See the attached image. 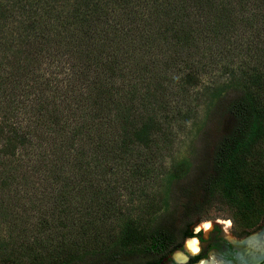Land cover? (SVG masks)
I'll list each match as a JSON object with an SVG mask.
<instances>
[{
	"label": "trees",
	"instance_id": "16d2710c",
	"mask_svg": "<svg viewBox=\"0 0 264 264\" xmlns=\"http://www.w3.org/2000/svg\"><path fill=\"white\" fill-rule=\"evenodd\" d=\"M143 1L0 0V29L1 24L15 26L17 42L12 48L5 43L0 47V52H13L10 57L0 55V88L9 81L13 83L6 89L9 94L2 95L8 108L0 107V192L7 196V206L20 208L19 212H56L54 222L41 223L45 229H69L77 225V217H85V221L87 216L91 230H98L99 220L93 214L106 209L110 219L117 203L114 188L103 192L96 185L99 177L105 179L112 174L105 167L101 170V163H114L115 168L120 166L122 171L142 176L140 167L147 163L143 148L151 147L164 133V122L173 121L167 109L159 116L157 107L161 100L155 99L156 91L165 92L169 86L162 85L161 76L151 84L138 58L150 46L148 39L154 36L152 48L171 51L179 65L188 67L193 62L191 55H180L197 40H211L209 49L213 45L221 49L234 35L259 30L255 23L264 22V0H153L145 8ZM233 1L239 3L237 10ZM248 6L257 13L249 25L234 18L245 16ZM193 14L197 20L192 25L186 20ZM201 14L214 22L210 20V26L206 24L194 31L204 17ZM16 16L23 18L13 24ZM236 20L241 23V30L233 26ZM132 30L138 32L136 41L129 35ZM130 44H135L136 49ZM202 49L206 48L199 44L195 56L201 54L202 60L214 62L216 56H205ZM259 56L264 59V55ZM57 58L64 59L70 67L80 64V68L67 75L66 80L47 78L35 69L45 62L54 64ZM6 65L15 68L7 69L13 72L1 79ZM245 77L237 82L231 80L212 94L210 101L225 109L233 125L217 140L205 164L194 175L190 191L196 192L198 198L189 196V184L181 186L179 191L186 199L182 214L179 215V199L173 211L160 214L153 224L127 223L118 240L102 241L95 236L93 243L103 245L81 249L75 242L65 243L72 233H63L58 252L34 254L29 259L32 264H162L185 237L193 235L190 229L194 218L207 213L217 202L236 205L245 227L251 217L261 215L263 206L258 203L264 205V172H252L245 155L264 134V73L256 68ZM198 78L186 74L179 83L188 90ZM23 80L44 83V89L60 83L52 98H47L46 92L38 89L30 96L29 88L35 89L36 83L28 88L22 85ZM104 124L106 131L102 130ZM178 167L181 171L171 173L169 182L185 181L190 164L183 162ZM43 183L47 185L49 202L54 204L45 208L36 196ZM17 218H8L7 223L14 225ZM83 229L77 234L82 238L87 233Z\"/></svg>",
	"mask_w": 264,
	"mask_h": 264
},
{
	"label": "rangeland",
	"instance_id": "374dc122",
	"mask_svg": "<svg viewBox=\"0 0 264 264\" xmlns=\"http://www.w3.org/2000/svg\"><path fill=\"white\" fill-rule=\"evenodd\" d=\"M149 4L152 5L153 0H144L143 8ZM238 4L237 1L232 2L234 8L238 7ZM8 7L12 8L11 6ZM115 9L118 12L117 8ZM237 9L238 8L235 10ZM243 13L246 15L237 17L234 15V18L241 20L244 24L248 23V25L253 21V14H257L256 9H252L251 6H248L247 10ZM118 15L119 14H114V17ZM195 15L196 14L190 15L191 17L186 21L188 23L191 21L192 25L195 24L194 20H197ZM199 16H204V14ZM22 18L16 16L13 24L22 20ZM100 19L101 21H105L101 17ZM210 20L214 22L213 18L209 19V17L204 16L199 24L195 25V28L192 30L196 31L198 28L206 26V24L210 26ZM263 24L264 22L258 20L255 25L259 30L253 31V29H249L246 33L244 31L239 32L236 36L234 35L235 38H231V41L224 42V46L221 49L218 48V45L217 48L213 45L212 49H209L212 45L211 40L206 39L201 42L197 40L191 47L187 48V52H183L180 55L182 58L191 55V60L195 63L190 61L188 67L184 64L179 65V61L175 60L171 55V51L163 50L160 52L156 47L152 48L151 45L155 44L154 40H152L155 38L154 36L148 39L150 46H148L143 56L141 55V51L138 54V58L144 69L148 72L149 82L152 81L151 84H154L153 79L161 76L162 85L169 86V89H173L172 91L170 90L171 92L169 89L165 92L161 90V93L156 91L155 99L156 101L161 100L157 107L159 116L167 109L169 116L174 119L171 123H163L166 126L164 128V133L158 136L151 147L143 148V154L147 157V163H145V166L140 167V174L142 176H139L138 173L134 174L130 170L122 171L120 166L115 168L114 163H101L102 167L99 168L101 170H103L104 167L110 169L108 171H112V174L109 173L105 179L99 177L96 185H98V189L103 192H105V190L108 192L110 188H114L115 192H117V203L115 204L116 208L114 213L111 211L110 219H107L105 213L106 209L98 214H93L94 219L98 218L99 220L98 230H91V221H86L87 216L85 221L83 219L85 217H77V225L70 226L71 228L69 229H60L51 226L45 229L41 223L43 220L54 222L53 219L56 212H35L32 210L19 212L20 208L7 206V196L0 192V264H32L29 259L32 258L31 256L34 254H45V252L49 251L56 253L58 252L56 248H59L58 244L62 241L61 235L63 233H72V238L66 239L65 243L71 244L75 242L80 249L95 245H103L102 242L99 244L93 243V238L95 236H100L102 241L109 242V240L113 238L114 240H118L127 223H142L144 226L153 224V220H156L155 218L160 214L165 211H173L177 203L176 201L179 199H181L179 200L181 202L179 215L182 214V206L186 202V199L182 197L183 191H179L181 186L183 188L189 184V196L196 195L198 198L199 195L195 194L196 192L191 194L190 191L191 187H194L193 185L190 186V184H193L194 175L199 172L200 166L205 164V158L211 153L217 140L222 135L226 134L233 125L231 118L225 113V109L217 108V106H215L216 103L214 104V102L210 101L212 94H214V91H219L222 88L224 89L225 85L229 84L231 80L237 82L243 75H245L247 79V77L253 73V69L258 68L260 72L264 73V59L259 56L261 54L264 55ZM213 25L215 26L216 22L213 23ZM234 25H236L235 28L241 30V23L238 20H236L233 26ZM1 26L0 47H2L3 43L10 48H12L11 46L14 47L17 45L15 38L16 33L15 29H13L15 26H11L10 24H1ZM129 35L135 41L139 38L138 32L134 30L130 31ZM192 36H194V34ZM199 44L201 47L206 48L201 50V53L206 54L205 56H216V58L214 57V62L202 60L201 54L195 56L196 53H198ZM130 47L136 49L135 44H130ZM1 54L10 57L13 52L11 50L0 52V55ZM53 61L55 62L54 64L45 62L41 66L35 67V69H40V71H38L41 74H46L45 77L47 78L50 76L52 78H57V80H62L67 77V75L80 68V64L76 66L72 64L70 67L69 64H65L66 61L64 59L57 58ZM10 67L13 69L15 68L14 66L6 65L1 72V79H7V75H11L13 71L7 70ZM186 74H195L199 77L197 84L189 86L188 90L187 88H182L181 83H179ZM163 76L166 77V81ZM8 83L6 87L0 88L1 102L2 95L9 94L6 89L12 87L13 83H11V81ZM21 83L24 86L27 85V87L30 85L33 86L36 83L35 89L28 87L31 89L28 91L30 96H32L33 91L38 89L39 92H46L47 98H52L53 90L60 82L56 85H52L50 89H44V83L33 80H23ZM61 85L65 87V82H62ZM231 94L233 95V92H231ZM0 107L8 108V105L2 102ZM105 128L106 125L104 124L102 130H105ZM245 158L252 172H264V134L258 139L257 143L246 152ZM183 162H189L190 164L185 181L180 184L169 182L171 173L181 171V167L178 166ZM37 182V185H40V180H37ZM41 187L42 188L36 191V196L39 199L33 195L34 191L31 195L35 196L40 204L44 205V208L47 207V205H54L53 202H49L50 197L46 194L45 187H47V185L43 183ZM107 192L106 196L108 194ZM238 197L239 199L243 198L241 193L238 194ZM88 198H86V200H88ZM258 198L259 196L256 195V199ZM51 201H53V199H51ZM2 203H4V205ZM74 203L77 205V202ZM166 203L168 204L167 209H165ZM84 204L86 205L87 201ZM258 204L263 206V208L260 209L261 215L259 214L251 217L249 220L250 223L246 225V227L242 225L237 206L224 202H217L207 213L196 216L192 226L196 227L197 230L206 224V229L210 230L212 225H214L219 228L225 236H228L231 231L237 235H242L247 230H258L264 225V205L262 203ZM6 206L8 208H6ZM24 210L26 209L24 208ZM18 212L19 215H17ZM81 212H86V210ZM8 218L9 221L17 218L16 221H14L15 224H8ZM182 224L183 222L180 223V225ZM208 224L211 226L210 228H207ZM82 229L87 232L84 236L85 240L81 235H77L82 232ZM262 231H264V229ZM241 243L239 244L241 245ZM40 245L48 248V251H44L43 246L38 247ZM241 251L246 255L242 248ZM215 260L224 264L221 260L216 258Z\"/></svg>",
	"mask_w": 264,
	"mask_h": 264
},
{
	"label": "flooded vegetation",
	"instance_id": "af4514ba",
	"mask_svg": "<svg viewBox=\"0 0 264 264\" xmlns=\"http://www.w3.org/2000/svg\"><path fill=\"white\" fill-rule=\"evenodd\" d=\"M263 229L264 225L258 230H247L242 235H237L231 231L228 236H225L220 229L214 225H212L210 230L206 229V224L197 230L196 227L193 226L190 229L193 235L185 237L182 245L172 254L168 255L162 264H200L203 261H209L212 257L221 260L224 264H249L240 249L239 243L260 233ZM188 240H196L198 242L199 251L194 255L185 250V244ZM244 248L245 245L243 244L242 250H244ZM177 252H181L185 256L186 261L184 263H178L174 259V255ZM259 264H264V256Z\"/></svg>",
	"mask_w": 264,
	"mask_h": 264
},
{
	"label": "bare ground",
	"instance_id": "6f19581e",
	"mask_svg": "<svg viewBox=\"0 0 264 264\" xmlns=\"http://www.w3.org/2000/svg\"><path fill=\"white\" fill-rule=\"evenodd\" d=\"M211 226L208 224L207 228ZM243 244L245 245L244 252L246 256V261L249 264H259L260 260L264 256V231L256 234L255 236L251 237L250 239L242 242L240 245V249L242 248ZM185 250L191 254H196L199 251L198 242L196 240H188L185 244ZM174 259L178 263H184L186 261L185 256L181 252H177L174 255ZM210 261V260H209ZM263 261V260H262ZM200 264H222L217 262L215 258H211L210 262H201Z\"/></svg>",
	"mask_w": 264,
	"mask_h": 264
}]
</instances>
